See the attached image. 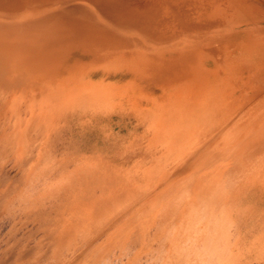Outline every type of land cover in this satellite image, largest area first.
Wrapping results in <instances>:
<instances>
[{"label":"bare ground","instance_id":"1","mask_svg":"<svg viewBox=\"0 0 264 264\" xmlns=\"http://www.w3.org/2000/svg\"><path fill=\"white\" fill-rule=\"evenodd\" d=\"M0 264H264V0H0Z\"/></svg>","mask_w":264,"mask_h":264}]
</instances>
